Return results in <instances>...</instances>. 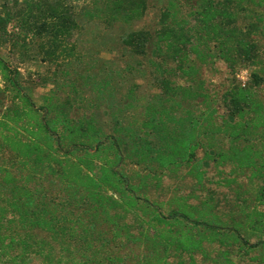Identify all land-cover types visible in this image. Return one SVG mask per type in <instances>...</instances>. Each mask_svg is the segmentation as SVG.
<instances>
[{
    "label": "rangeland",
    "instance_id": "rangeland-1",
    "mask_svg": "<svg viewBox=\"0 0 264 264\" xmlns=\"http://www.w3.org/2000/svg\"><path fill=\"white\" fill-rule=\"evenodd\" d=\"M94 1L103 4L111 0H66L77 18L71 38L76 50L73 55L60 51L52 55L44 41L25 30L19 10L23 5H16V0H0V16L8 18L6 2L12 17L10 22L0 19V57L19 70L22 85L34 102V108L25 107L0 69V163L17 180L31 176V185L45 184L43 189L48 190L44 191L55 201H51V223L56 232L66 236L44 228H20L11 214L1 229L20 234L26 242L38 241L49 251V259L32 255L30 264H264V243H246L264 240V135H250L246 141L233 144L219 129H224L227 121L237 120L226 107L230 91L235 86L254 85L256 73L262 78L257 90L264 103V32L252 30L264 25V6L259 0L142 1L141 5L148 8L133 21L134 29H157L170 1L176 2L181 14L197 29V12L213 5L240 10L237 22H228V27H236L239 38L256 44L254 58L234 50L228 62L221 57L219 44L211 41L214 57L208 63L196 61L194 76H184L180 70L168 72L175 68L171 65L162 68V77L152 61L161 62L155 46L146 57L132 55L121 45L129 25L121 21L112 24L107 15L93 16ZM196 37L200 39L197 33ZM200 41L205 46V39ZM162 78L172 85L200 86L210 98L212 105L201 99L180 100L183 107H177L178 115L187 110L193 116L217 110L197 151L199 158L192 164L165 167L157 160L163 143L145 122L148 108L162 90ZM163 104L168 108L170 102ZM46 119L53 132L63 138V149L48 146L61 163L45 168L40 165L43 163L26 164L17 142L36 136ZM86 135L93 137L86 140ZM5 136H12L15 145L3 144ZM109 136L119 140L123 157L117 156ZM41 138L46 139L45 135ZM72 139L79 140L80 146H70ZM234 148L241 161L224 162L221 153ZM87 153L92 154L91 161ZM74 163L94 168L99 194L107 199L97 214L84 213L81 223L65 199L71 195L75 200L94 185L76 178ZM60 167L68 169L66 176L71 181L56 179L48 185ZM110 169L125 173L137 194L150 199L158 209L133 199L117 179H107L105 173ZM174 211L212 226L170 217ZM92 220L96 231L88 230V240H83L81 225Z\"/></svg>",
    "mask_w": 264,
    "mask_h": 264
},
{
    "label": "trees",
    "instance_id": "trees-1",
    "mask_svg": "<svg viewBox=\"0 0 264 264\" xmlns=\"http://www.w3.org/2000/svg\"><path fill=\"white\" fill-rule=\"evenodd\" d=\"M142 1L144 0H111L105 1L103 4L94 1L96 3V13L93 11V16L107 15L113 21L112 24H117L120 21L128 24V31H125L121 36V45L129 50L132 55L146 57L152 47L155 46L156 56L161 59V62L152 61L156 67L155 71L162 77L164 76L162 68H170L171 65H175V68L168 69V72L180 70L184 76H194L198 71L196 61L208 63L214 57L211 41L219 44L221 57L228 62L232 59V56H230L231 51L235 50L240 53L245 51L248 56H252L256 48L255 43L251 44L248 40L242 37L239 38L236 27H228L230 25H228V22H237L239 19L237 13L240 10L232 11L221 6H206L197 12L200 15V20L197 22H200V24L196 29L187 20V17L181 14L182 11L179 10L176 2L172 3L170 1V5L162 11L160 26L157 29H134L133 21L140 19L148 8L145 4L141 5ZM259 3L264 6V0H259ZM20 4L19 0H16V5ZM5 5L6 10H8V18L4 19V16H0V19L2 22H10L12 21L10 5L6 2ZM21 5L23 7L19 10L25 30L44 41L48 53L55 55L59 54L60 51L73 55L76 47L71 44V38L77 29L78 23L69 2H66V0H23ZM252 30L254 32H264V25L253 26ZM196 33L200 39H205V46H201V41L197 39ZM0 69L25 107L34 108L33 99L22 85L19 70L12 68L1 57ZM254 79V85L235 86L229 93L227 111L232 118L237 120L235 122L227 121L226 125L224 123V129L222 127L219 129L233 144L246 141L250 135H264V103L260 100L257 90L262 78L256 73ZM161 84L162 90L158 92V98L148 108L145 122L148 128L153 129L159 135L160 141L163 143L158 150L157 160L165 167H172L183 162L192 164L199 158L197 151L203 146L202 142L208 133V129H210V125L213 124L217 110H207V112H202L198 116L190 115L187 110V113L178 115V108L183 107L180 100L201 99L204 103L212 105L209 102V96L200 86L172 85L163 78ZM164 101L170 102L168 108L163 104ZM48 125L46 119L42 124L43 129L36 132V136H31L26 141L20 140L17 142V145L23 151L20 155L26 164L32 163L38 166L39 163H43L40 165L45 168V165H52L54 162L61 163L60 160L54 158V152L48 151V146L58 145L63 149V138L57 132H53ZM43 135L46 137L45 140L41 138ZM92 137L91 135L84 136L86 140H90ZM109 137L112 138V143L115 144L117 156L123 157L119 140L115 136ZM3 140L2 142L5 145H15L12 136H5ZM68 144L74 148L80 146L79 140L76 139L70 140ZM239 155L238 149L234 148L222 152L220 156L224 162L241 161ZM86 157L88 161H91L93 156L91 153H87ZM67 161L70 162V158H67ZM74 166L78 170L76 178L86 179L88 184L94 185L87 187L88 192L75 200H72L73 196L71 195L65 199L66 203L75 208L79 223H81V216L84 213L97 214L101 208L105 207L104 203L107 199L99 194L96 184L100 182L97 181L94 168L92 166L86 168L87 166L84 167L81 163H74ZM7 169L6 166H2L0 163V264H30L29 259L36 254L47 260V258H50V253L41 246L42 243L38 241L35 243L30 240V242H26L20 234L14 231L4 232L1 226H3L4 220L8 222L10 219L8 214H11L12 217L16 218L20 228H44L52 231L55 235L66 236L64 232L62 234L56 232L55 224L51 223L53 214L51 201L54 200L48 196L47 191H44L48 189H43L45 184L42 181L33 186L31 185L33 181L31 176H24V178L17 180ZM67 173L68 169L65 167L55 169L54 175L48 179V185L55 183L56 179L61 182L70 180L69 176H66ZM105 175L108 176L107 179L112 178L120 181L125 192L129 193L133 199L143 200L148 205L158 209V206L150 199L137 194L125 173L110 169ZM198 175L202 176V173L198 171ZM1 177L4 182H2ZM161 215L163 216L162 213ZM170 217L190 219L186 214L179 211L172 212ZM191 221L198 225L212 226L197 219ZM81 226H83V230L79 234L83 236V240H88V237L85 236L88 230L94 229L96 231V224L93 220L89 223L85 222ZM246 243L258 246L264 243V240L254 244L249 241H246Z\"/></svg>",
    "mask_w": 264,
    "mask_h": 264
}]
</instances>
